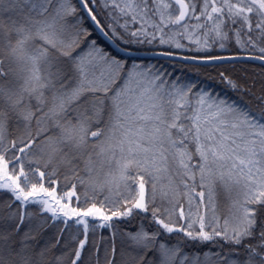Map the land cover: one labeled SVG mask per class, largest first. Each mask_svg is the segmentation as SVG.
I'll return each mask as SVG.
<instances>
[{
    "label": "snow or ice",
    "instance_id": "snow-or-ice-1",
    "mask_svg": "<svg viewBox=\"0 0 264 264\" xmlns=\"http://www.w3.org/2000/svg\"><path fill=\"white\" fill-rule=\"evenodd\" d=\"M78 3L79 12L72 0H0V190L12 194L0 204V264H85L89 247V264H188L182 242L171 241L176 234L215 242L221 250L204 253L205 261L264 264V108L134 62L128 48L126 58L113 55L82 23L86 16L109 40H122L123 29L129 48L158 39L175 49L188 47L180 39L207 48L232 26L238 44L246 37L243 51L260 53L247 58L264 62V0ZM219 79L244 90L227 72ZM60 166L71 173L63 180ZM73 179L57 198L53 185ZM77 185L91 188L92 197L83 193L90 206H73L81 203ZM220 194L228 200L223 209ZM142 214L155 231L117 230L108 246L89 241L90 222L94 236L97 227ZM58 225L55 245L36 242ZM57 246L69 251L52 256ZM191 264H201L199 254Z\"/></svg>",
    "mask_w": 264,
    "mask_h": 264
},
{
    "label": "trees",
    "instance_id": "trees-1",
    "mask_svg": "<svg viewBox=\"0 0 264 264\" xmlns=\"http://www.w3.org/2000/svg\"><path fill=\"white\" fill-rule=\"evenodd\" d=\"M72 3L79 12L80 9H79L77 0H72ZM97 11L101 13V16L105 17V19L102 20V23L104 22L111 23V20H108L106 18L107 12L105 9L97 8ZM82 23H83V27L86 28L91 33V36L89 37L90 40L95 41L98 46H100L101 48H104L106 51L111 52L113 55H116V53H114L110 49L109 45L104 40H102L98 34L95 33L92 25L90 24L86 16H84ZM118 31H120L121 35H123V39L115 40V41L119 43L121 46L128 48L129 50L144 51V52L166 51L164 49L153 48V46H151L148 43L132 44L129 48L127 45V40L129 39L128 36L123 33V29L118 28ZM156 42H159V41L155 40L152 43L157 46L158 44H156ZM181 42L188 44L186 40H182ZM235 45L233 44L231 46L235 47ZM159 46L161 45L159 44ZM228 53L237 54V53H243V52L238 50L236 46L232 52H228ZM220 54H224V53H220V52H217L216 50H212L211 52H203L202 54H193L192 52H186L184 55L214 56V55H220ZM133 58H135L134 62H137V63L162 67L171 75L172 78L179 77L183 80H192L200 84L204 88L215 89L216 92L226 94L230 96L232 99L238 100V102L241 104H247L253 110L258 111L260 108H264V104L258 103V98L261 96H264V65L263 64H258V63L249 62V61H241V62L219 63V64H210V65H199V64H192V63H188L184 61L169 60V59L154 58V57H151V58L133 57ZM131 62L133 61H129V63ZM221 72H227L228 74H230L233 80L238 82L241 85V88L244 90L239 91V92H234L228 89L227 86L224 83H221L219 79V73ZM10 131H12V129H10ZM56 166H57V162H54L53 167H56ZM33 167H35V165H33ZM82 167L83 165H81V168ZM41 170H44L43 167H41ZM50 170L51 169H49V171ZM9 172L11 174V166L9 167ZM65 175H71V173L68 171L66 167L60 166L58 180H63V177ZM80 175L84 176L86 180L88 179V177L85 176L83 172H81ZM4 182H6L4 179H0V183H4ZM20 182L22 186H24L23 179ZM31 182L34 183L36 181L32 180ZM73 183H77V181L73 179L67 187H62L59 185V183L53 185V187L56 188L55 194L57 198H59L64 193L71 191L72 190L71 185ZM28 187H30V183L28 184ZM45 187H48L47 183L45 184ZM84 192H87L89 197L93 196V192L91 188L87 186L80 187L79 185H77L76 193L80 197L81 203L77 205L74 199L73 206H80V207L90 206V204L92 203L91 199H89L87 203H84V196H83ZM105 195H109V193L105 192L103 195H99L98 198L100 200H103ZM11 198H12V194L10 192H8L7 190H0V204L7 205L8 203H10ZM218 203L220 204L221 209L227 206L225 200L222 197V194H220V196L218 197ZM99 223L100 221L97 220V224ZM113 225L114 226L111 228L97 227L95 231V235L93 236L91 234V222H90L89 241L90 242L95 241L97 245L104 244V246H108L111 244L113 240V234L116 233L117 230L119 234H122L127 231L135 230L141 226L145 228H150L153 231H155L157 228L155 224L151 223V216L144 215V214L140 216L134 215L131 217H125V218L114 220ZM62 227L63 225H58L55 227H51L48 230H45L42 234L37 236L36 242L39 243L41 246H43L45 243L55 245L56 239L59 236V229ZM24 230L27 231V228H25ZM70 231L73 235L75 234L76 232L75 225H73ZM119 234L115 236V242L117 246H119L120 244ZM68 238L69 237L66 234L65 238L61 240V245H65L67 243ZM80 238H83V237H80ZM177 240L182 242L181 247L183 249V252L189 256L188 264H191V257L193 254H199L201 261H203L204 264H214L213 259H210L208 261L204 260V253L210 252V251L217 252L221 250L220 247H218L215 242H201V241L188 240L183 236V234H176V235L171 236V241L173 243H175ZM71 247H75V245H72ZM68 251H69L68 247L57 246L52 249L51 255L59 256L61 255V252L67 253ZM230 251H232V249L227 247L226 245L223 247V252L227 253ZM94 253H95V250L89 247L88 252L85 255V264H89L90 260L95 259Z\"/></svg>",
    "mask_w": 264,
    "mask_h": 264
},
{
    "label": "water",
    "instance_id": "water-1",
    "mask_svg": "<svg viewBox=\"0 0 264 264\" xmlns=\"http://www.w3.org/2000/svg\"><path fill=\"white\" fill-rule=\"evenodd\" d=\"M78 3V0H77ZM79 5V3H78ZM87 18V17H86ZM88 19V18H87ZM90 24L92 25L94 31L96 34H98L102 40H104L110 47V49L116 53L120 54L123 57H127V52L125 51V47L121 46L119 43H117L115 40H109L105 37V35L91 22L90 19H88ZM132 57H138V58H162V59H169V60H178V61H184L192 64H199V65H210V64H219V63H230V62H241V61H249V62H255L258 64H263L264 62H261L258 59H248L249 56H259L257 54H247V53H237V54H221V55H215L211 57H240L241 59L237 60H207V56H190V55H184V54H178V53H171L166 51H157V52H144V51H133L129 50ZM163 53V54H161ZM187 58V59H185Z\"/></svg>",
    "mask_w": 264,
    "mask_h": 264
},
{
    "label": "rangeland",
    "instance_id": "rangeland-1",
    "mask_svg": "<svg viewBox=\"0 0 264 264\" xmlns=\"http://www.w3.org/2000/svg\"><path fill=\"white\" fill-rule=\"evenodd\" d=\"M160 2L163 3H168L169 0H160ZM197 11H199V9H197ZM107 18V17H106ZM124 20L121 19L119 22L121 23V25L124 23ZM190 23H195V21H191ZM138 26V25H137ZM238 27V25L236 26ZM232 26L226 27L224 29V31H226L228 33V38L226 40H219L217 39L215 42H213L211 39L208 40V44L210 45L207 48H203L202 45H197L195 43H191L188 39H180V43L188 45V47L185 48H181V49H175L173 44H167V45H161L159 46V42H156V44H158L157 46L154 45L153 43H151L150 45L153 46V48H159V49H164L166 50V52H171V53H180V54H185L186 52H192L193 54H202L203 52H211L212 50H216L217 52L220 53H228V52H232L233 49L237 46L238 50H240L243 53H252V54H260L258 51H252V52H245L242 50V46L244 45V41L246 40V37H244L243 33L241 35V44L237 43V38L235 37V35L233 34V31L231 30ZM157 36H159V34H157ZM182 40H186V43L181 42ZM159 41V40H156ZM154 42V41H153ZM220 43H223L225 46L223 48H221L219 45ZM235 45V47H232L231 45ZM261 46H264V44H262ZM196 48H202L201 51L197 52L194 49ZM202 52V53H201ZM221 55V54H220ZM223 199L226 202V205L228 204V200L226 199V197L222 194ZM201 264H204L203 261H201Z\"/></svg>",
    "mask_w": 264,
    "mask_h": 264
}]
</instances>
